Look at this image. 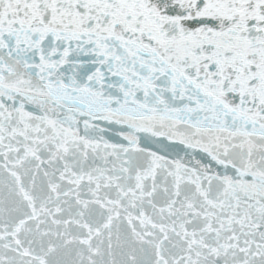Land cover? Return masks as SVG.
I'll list each match as a JSON object with an SVG mask.
<instances>
[{
  "label": "snow or ice",
  "instance_id": "obj_1",
  "mask_svg": "<svg viewBox=\"0 0 264 264\" xmlns=\"http://www.w3.org/2000/svg\"><path fill=\"white\" fill-rule=\"evenodd\" d=\"M0 264H264V0H0Z\"/></svg>",
  "mask_w": 264,
  "mask_h": 264
}]
</instances>
